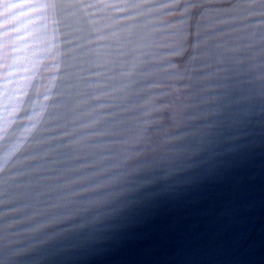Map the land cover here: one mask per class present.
<instances>
[{
	"label": "water",
	"instance_id": "water-1",
	"mask_svg": "<svg viewBox=\"0 0 264 264\" xmlns=\"http://www.w3.org/2000/svg\"><path fill=\"white\" fill-rule=\"evenodd\" d=\"M0 264H264V0H0Z\"/></svg>",
	"mask_w": 264,
	"mask_h": 264
},
{
	"label": "snow or ice",
	"instance_id": "snow-or-ice-1",
	"mask_svg": "<svg viewBox=\"0 0 264 264\" xmlns=\"http://www.w3.org/2000/svg\"><path fill=\"white\" fill-rule=\"evenodd\" d=\"M2 6L5 9V16H8L11 14L10 13L11 9L22 10L23 8L27 7L30 9L39 10V9H56L58 7H63V5H59L55 2L41 3V4H34V3L33 4H19V3L9 4V3H4ZM197 7H198V5L195 2H193L187 6L185 11H192V10H195Z\"/></svg>",
	"mask_w": 264,
	"mask_h": 264
}]
</instances>
